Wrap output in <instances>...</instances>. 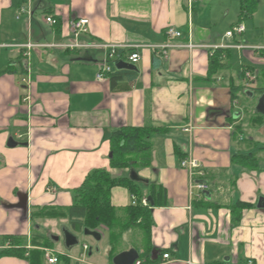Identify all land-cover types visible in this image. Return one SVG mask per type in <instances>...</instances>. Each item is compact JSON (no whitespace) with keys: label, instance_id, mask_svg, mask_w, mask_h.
Returning a JSON list of instances; mask_svg holds the SVG:
<instances>
[{"label":"crops","instance_id":"crops-1","mask_svg":"<svg viewBox=\"0 0 264 264\" xmlns=\"http://www.w3.org/2000/svg\"><path fill=\"white\" fill-rule=\"evenodd\" d=\"M212 1L0 0V253L27 250L24 258L1 256L0 264H30L31 250L43 252L49 264L44 249L58 256L56 264L62 256L80 264L66 250L84 231L75 232L68 217L44 213L68 212L76 190L98 169L129 179L134 170L147 197L152 184L166 191V204L152 207L149 233L119 231L118 255L135 249L144 264H264V39L252 38L264 36V4L260 0L248 24L241 23L243 34L228 37L217 10H205ZM241 1L236 12H224L232 30ZM48 16L59 25L46 23ZM81 18L90 21L81 42L118 46L115 63L135 68L116 66L122 76L115 83L112 75L99 80L106 48L59 47L72 43L70 24ZM170 27L181 36H168ZM218 48L229 50L224 67L208 78ZM132 51L141 56L135 64ZM246 68L250 78L240 76ZM257 93L262 100L254 103ZM239 94L249 105L240 107ZM126 126L166 129L152 138L149 166L111 168L110 135ZM11 138L15 147L8 146ZM248 153L256 155L258 170L232 163L233 155ZM186 158L201 165L194 178L180 165ZM197 182L209 189L200 191ZM132 197L124 187L112 189L123 223ZM238 202L253 206L234 225ZM67 232L75 244H66ZM61 235L66 250L57 247ZM84 246L81 257L90 256Z\"/></svg>","mask_w":264,"mask_h":264},{"label":"trees","instance_id":"trees-1","mask_svg":"<svg viewBox=\"0 0 264 264\" xmlns=\"http://www.w3.org/2000/svg\"><path fill=\"white\" fill-rule=\"evenodd\" d=\"M260 0H242L239 14L240 25L247 21L256 13ZM55 18V17H54ZM56 19V18H55ZM59 22L56 19L58 26ZM228 49L218 48L214 51L210 58L208 78L216 74L218 70L224 67L222 62L223 56H227ZM155 64L158 59L153 60ZM113 82L121 77L122 73L116 71V63L112 61ZM251 68H246L241 72L240 76L245 75ZM116 71V72H115ZM251 71V70H250ZM25 72V71H24ZM133 77L134 74H131ZM165 128L144 126L132 127L126 126L115 130L110 135L111 158L110 166L112 169H136L137 167H147L151 164V153L153 150L152 138L158 134L164 133ZM232 163L247 169L258 170L259 161L254 153L235 154L232 156ZM116 187H124L128 189L138 200V204L130 206L126 209L128 219L122 222L117 217V210L111 203V192ZM144 195L141 193L138 183L129 178H116L105 169H98L91 172L76 190L75 202L68 209V212L60 211L50 213L46 211L44 215L52 216V218L68 217L70 224L75 232L82 233L84 230L97 231L105 229L109 231V240L111 247V261L118 255L117 244L120 235L123 232L134 227L142 228L146 233L152 226V207L166 204V191L162 186L152 184L149 187V201L151 207H144L140 200ZM162 200V202L160 201ZM253 205L238 202L232 206L233 223L237 225L242 220V212L251 208ZM55 211V210H54ZM17 246L15 239L8 238ZM7 239V240H8ZM40 242H34L35 246H39ZM52 245V244H45ZM27 250L24 248L13 247L9 250L2 251L0 257L10 256L24 258ZM44 253L40 250H31L29 255L30 264H46ZM140 259L144 260L140 255ZM147 262V261H146ZM59 263L70 264V260L64 256L59 258Z\"/></svg>","mask_w":264,"mask_h":264},{"label":"built area","instance_id":"built-area-1","mask_svg":"<svg viewBox=\"0 0 264 264\" xmlns=\"http://www.w3.org/2000/svg\"><path fill=\"white\" fill-rule=\"evenodd\" d=\"M189 4H192V0H189ZM46 23H48L51 26H54L56 24V19L53 16H48V17H46ZM89 25H90V21L86 18L73 20L70 24L72 40H73L72 43L66 44V45H59V47L67 48V49H86V48L88 49V48H100V47L106 48L108 51L107 55H106V59L101 63L100 70H99L98 75H97L99 80H104L112 72V68H113L112 67V61L117 56L119 47L113 46V45L103 46V45L93 43V42H91V43L81 42L80 38L89 33ZM245 31H246V27L243 24H240V25L235 26L232 31L228 32L227 36L232 37L234 34L241 35ZM167 35L170 37H180L181 33L178 32L173 27H170L167 30ZM34 46H36V45L29 43L26 47L31 49ZM47 46L50 47V45H47ZM189 46L191 48L194 47L193 45H189ZM240 48H244V47L240 46ZM122 49L124 50L126 48L123 47ZM140 58H141V56L137 51H132V53L129 56L130 61L134 64L137 63L140 60ZM245 75L247 78H250V76H251L249 72H246ZM23 81H25V79H23ZM185 131L189 132V128L185 129ZM180 165L182 168L188 169L190 172V175L193 176V178L201 173L200 172V167H201L200 163L193 158H186V159L182 160L180 162ZM194 187L198 188L200 191H207L209 189V186L203 182L195 183ZM138 203L139 202H138L137 198L135 196H133L132 197V205L135 206ZM140 203L144 207H151L150 201H149L147 196H143L142 199L140 200ZM8 245H10V243ZM84 249L86 251H88L89 247L85 245ZM44 252H45V257H46L49 264L58 263V256L55 255L53 250L44 249ZM163 257L165 259H169L170 255L165 254ZM135 264H144V262L142 260H137L135 262ZM225 264H230V263H225ZM248 264H253L252 260H249Z\"/></svg>","mask_w":264,"mask_h":264},{"label":"rangeland","instance_id":"rangeland-1","mask_svg":"<svg viewBox=\"0 0 264 264\" xmlns=\"http://www.w3.org/2000/svg\"><path fill=\"white\" fill-rule=\"evenodd\" d=\"M262 3L264 4V0H262ZM224 7L225 9H223ZM206 8H207L205 9L206 11L212 10V9H214V11L217 10V12H215L217 18L216 17L215 18L221 21L218 24V26H223L221 27V32L223 34H225L227 30L232 31V28H231L232 26L230 24V18L225 16L224 12H227V8L231 10V12H236L238 9L237 0H213L211 3H209V5H206ZM260 13L264 15L263 5L260 8ZM248 22L249 21L247 20L246 23L248 24ZM252 38L260 39L262 41L264 39V36L260 34V36L254 35L252 36ZM234 56L231 61L232 70L233 72L237 73L241 68V66L239 65L240 60H237L238 56L236 53ZM257 95L258 93L255 96L254 103L262 100V97L259 98V95L258 96ZM238 99H239L240 107L246 105L247 101H249V98L244 94H239ZM105 231H106L105 229H100V233L102 234V239L100 241H96L93 237L86 236L84 234L78 235V241H79L78 244L69 250H66V247L64 246V243H63L64 236L61 235V239L58 242L57 247L63 248V250H66L68 254H71L73 257L78 258L81 261L80 264H112V261H111L112 245L110 244V241H109V238H107V235H105ZM125 240H127L126 243H124L125 246L129 245L130 242H129L128 237ZM84 244H87L91 248L92 254L90 256L86 255L85 257L83 256L81 257L80 252H83ZM128 247H130V245ZM60 264H64V263H60ZM70 264H78V263L76 260L71 259Z\"/></svg>","mask_w":264,"mask_h":264},{"label":"water","instance_id":"water-1","mask_svg":"<svg viewBox=\"0 0 264 264\" xmlns=\"http://www.w3.org/2000/svg\"><path fill=\"white\" fill-rule=\"evenodd\" d=\"M117 68H135L133 65H126V63L124 64L123 62H120L118 64H116ZM17 145V143L11 138L8 141V146L10 147H15ZM111 156V155H110ZM130 179L134 182H143L142 179H140L137 175V173L133 170L131 172L130 175ZM84 234L86 236H91L93 237L96 241H100L102 238V235L97 232V231H90V230H84ZM66 244L67 245H71V244H75L76 243V237L73 236L70 233H66ZM140 258V254L137 250L132 249L130 251L127 252H123L119 255H117L114 259H113V264H135V262Z\"/></svg>","mask_w":264,"mask_h":264}]
</instances>
